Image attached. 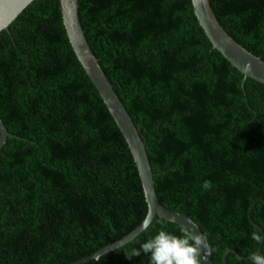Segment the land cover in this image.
<instances>
[{
	"label": "trees",
	"instance_id": "obj_1",
	"mask_svg": "<svg viewBox=\"0 0 264 264\" xmlns=\"http://www.w3.org/2000/svg\"><path fill=\"white\" fill-rule=\"evenodd\" d=\"M224 32L264 62V0H208ZM84 39L140 137L157 201L207 235L220 264L264 240V86L205 39L190 0H77ZM0 264H71L132 231L146 206L128 148L77 63L58 0H33L0 32ZM212 187L205 190L204 181ZM162 228L156 217L100 264ZM82 264H96L93 260ZM225 264H249L227 253Z\"/></svg>",
	"mask_w": 264,
	"mask_h": 264
},
{
	"label": "water",
	"instance_id": "obj_2",
	"mask_svg": "<svg viewBox=\"0 0 264 264\" xmlns=\"http://www.w3.org/2000/svg\"><path fill=\"white\" fill-rule=\"evenodd\" d=\"M32 1L33 0H0V32H7L8 25ZM190 4L195 21L205 39L210 44L211 49L216 51L231 68L242 76L241 88L245 79H250L264 86V62L241 48L224 32L216 21L209 7L208 0H190ZM58 5L61 24L72 53L121 134L132 157L146 206L144 218L127 235L110 245L100 248L90 256L71 264H82L90 260H93L96 264H100L99 258L102 255L132 241L145 230V222L148 221L150 224L154 217L180 228L185 227L190 229L194 235L201 234L196 224L189 217L183 213L168 210L162 207L157 201L153 188L154 183L152 174L145 155L143 143L132 121L101 71L97 59L89 50L77 17V0H58ZM248 66H250V70H246ZM6 138L15 137L6 131L0 121V147L5 143ZM227 253L233 254L238 260H248L251 255L258 253V248L254 253L243 258L239 257L233 250L228 249L223 253L220 264H225ZM200 257L202 259V264H213L208 256L205 257V250L202 247Z\"/></svg>",
	"mask_w": 264,
	"mask_h": 264
},
{
	"label": "clouds",
	"instance_id": "obj_3",
	"mask_svg": "<svg viewBox=\"0 0 264 264\" xmlns=\"http://www.w3.org/2000/svg\"><path fill=\"white\" fill-rule=\"evenodd\" d=\"M246 70H250V66L246 67ZM202 187L205 190L211 189V181H204ZM148 226L149 222L146 221L144 228ZM179 232L180 234L176 235L162 228L154 237L141 243L139 249L131 250L125 258L139 257L143 253L150 254L149 264H202L201 247L205 250V257L214 251L208 243L206 234L194 235L190 229L185 227H181ZM251 239L261 243L264 237L260 232H253ZM249 264H264V253L251 255Z\"/></svg>",
	"mask_w": 264,
	"mask_h": 264
}]
</instances>
